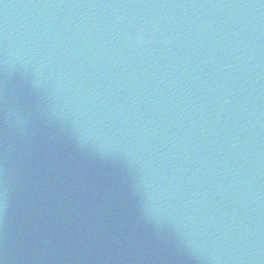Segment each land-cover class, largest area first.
Listing matches in <instances>:
<instances>
[{"label": "water", "instance_id": "water-1", "mask_svg": "<svg viewBox=\"0 0 264 264\" xmlns=\"http://www.w3.org/2000/svg\"><path fill=\"white\" fill-rule=\"evenodd\" d=\"M0 264H264V188L171 0H0Z\"/></svg>", "mask_w": 264, "mask_h": 264}]
</instances>
